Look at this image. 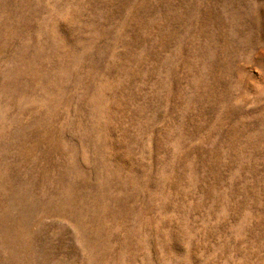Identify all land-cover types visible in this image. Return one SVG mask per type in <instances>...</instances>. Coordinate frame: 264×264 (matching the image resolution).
Masks as SVG:
<instances>
[{"label": "rangeland", "instance_id": "obj_1", "mask_svg": "<svg viewBox=\"0 0 264 264\" xmlns=\"http://www.w3.org/2000/svg\"><path fill=\"white\" fill-rule=\"evenodd\" d=\"M0 264H264V0H0Z\"/></svg>", "mask_w": 264, "mask_h": 264}]
</instances>
